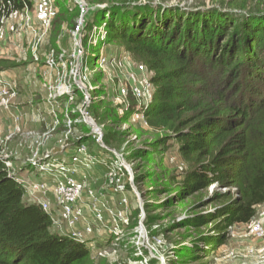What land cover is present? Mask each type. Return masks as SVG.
Wrapping results in <instances>:
<instances>
[{
  "label": "rangeland",
  "instance_id": "obj_1",
  "mask_svg": "<svg viewBox=\"0 0 264 264\" xmlns=\"http://www.w3.org/2000/svg\"><path fill=\"white\" fill-rule=\"evenodd\" d=\"M80 1L84 13L78 0H33L31 9L0 20V72L15 85L12 107H2L0 116V153L25 181L49 179L51 209L58 206L53 179L31 162L64 159L66 174L82 185L74 207L82 208L83 216L75 227L92 229L87 244L91 264H264V238L249 234L251 223L264 226V203L251 222L225 230L223 243L206 244L213 226L222 223L216 212L227 202L210 196L226 189L184 190L189 164L176 145L155 148L169 133L149 127L137 108L143 99L133 88H141L152 75L143 73L140 65L146 63L124 43L107 40L102 24L106 9L122 1L128 2L126 8L116 13L129 23L148 17L147 4L206 13L223 4L229 7V1ZM65 88L69 93L60 95ZM82 110L99 128L100 141ZM79 145L86 151L75 156ZM52 151L56 154L47 157ZM108 209L125 213L127 222ZM97 211L101 220L94 219ZM194 218L205 221L198 225Z\"/></svg>",
  "mask_w": 264,
  "mask_h": 264
},
{
  "label": "trees",
  "instance_id": "obj_2",
  "mask_svg": "<svg viewBox=\"0 0 264 264\" xmlns=\"http://www.w3.org/2000/svg\"><path fill=\"white\" fill-rule=\"evenodd\" d=\"M226 1L229 7L206 13L147 4L148 17L130 23L116 13L126 8L122 1L102 23L108 41L124 43L153 73L154 94L140 113L169 133L155 148L176 145L189 164L184 190L226 189L210 196L227 202L216 212L222 223L204 238L209 246L223 243L229 227L251 222L264 203V0ZM32 6L0 0V18ZM12 171L0 157V264H91L87 245L53 229Z\"/></svg>",
  "mask_w": 264,
  "mask_h": 264
},
{
  "label": "built area",
  "instance_id": "obj_3",
  "mask_svg": "<svg viewBox=\"0 0 264 264\" xmlns=\"http://www.w3.org/2000/svg\"><path fill=\"white\" fill-rule=\"evenodd\" d=\"M78 2L81 5V10L84 13L85 7L84 2H81L78 0ZM5 18H0V20H3ZM75 31H79V26L76 27ZM50 65L53 63V58L48 61ZM140 69L144 71L143 73H149L150 76L153 74L147 66L140 65ZM139 70L140 72H142ZM145 85H143L141 88H133L134 93L140 97L142 100L141 105L138 104L137 108L138 110H143L147 107L148 103L152 99V94L150 91H153V85L150 81L144 80ZM15 85L4 79V76H2V73L0 72V116L2 114V107L5 109L12 107L11 97L15 95L14 91ZM69 90L65 88V90H61L59 92L60 95L62 94H68ZM142 106V108H141ZM83 118L86 122L88 120H92L90 117H88L84 110L81 111ZM18 119L17 116H15V120ZM70 119L68 120L67 124H70ZM93 130L95 132L99 133L98 140L100 141V130L99 128L93 123ZM91 125V124H90ZM86 151V148L84 145H79L76 147L75 156H80V154H84ZM50 154H56V152H48L46 156L48 157ZM0 157H3L6 159V155H3L0 153ZM76 159V157H73ZM53 160V161H52ZM52 160H46L45 162H39L34 159H32L31 164L36 165L35 169L46 171L47 178H52L54 182V188L53 192L56 194V201L58 206H56L54 209H51V205L49 203V200L46 198L47 195V186L51 187V182L48 179L47 181H38L35 183H29L25 181L24 179L20 178L14 171H12V174L15 177V180L18 181L22 186L26 189V196L27 199L30 202L36 203L41 206V208L49 213L51 221H52V227L53 229L59 231L62 234H65L67 237L79 242L83 243L85 245L89 242V235L92 233V229L90 226L82 227V228H76L75 222L80 219L83 216L82 208H75L74 203L77 199L80 198V194L82 191V185L77 183L75 180V177L73 175L66 174L67 169H69L68 166L65 165V161L62 158L54 157ZM8 161V159H7ZM9 163V162H8ZM40 168V169H39ZM108 213L112 217L118 216L119 219L122 222H127V218L125 217V213H122L121 211L114 212L112 209H108ZM94 219H102L101 211H97L96 217ZM63 221H67V223H64L68 228L63 227ZM113 235L118 236L117 231L112 232ZM249 234L254 235L257 238H264V226L262 222H253L250 224L249 228Z\"/></svg>",
  "mask_w": 264,
  "mask_h": 264
},
{
  "label": "bare ground",
  "instance_id": "obj_4",
  "mask_svg": "<svg viewBox=\"0 0 264 264\" xmlns=\"http://www.w3.org/2000/svg\"><path fill=\"white\" fill-rule=\"evenodd\" d=\"M88 123H90L91 125H94L92 120H88Z\"/></svg>",
  "mask_w": 264,
  "mask_h": 264
}]
</instances>
